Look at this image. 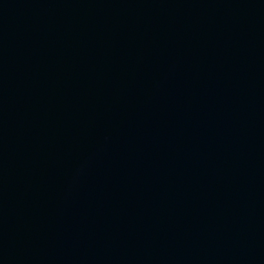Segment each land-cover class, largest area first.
Listing matches in <instances>:
<instances>
[{"label":"water","instance_id":"95a60500","mask_svg":"<svg viewBox=\"0 0 264 264\" xmlns=\"http://www.w3.org/2000/svg\"><path fill=\"white\" fill-rule=\"evenodd\" d=\"M0 264H264V0H0Z\"/></svg>","mask_w":264,"mask_h":264}]
</instances>
